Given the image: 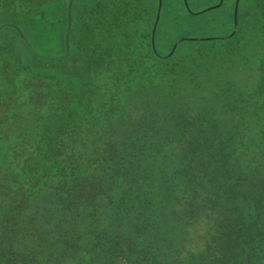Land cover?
<instances>
[{"label": "trees", "instance_id": "trees-1", "mask_svg": "<svg viewBox=\"0 0 264 264\" xmlns=\"http://www.w3.org/2000/svg\"><path fill=\"white\" fill-rule=\"evenodd\" d=\"M72 1L0 0L66 49L0 51V264H264V87L232 76L264 21L162 57L150 0H86L69 36Z\"/></svg>", "mask_w": 264, "mask_h": 264}, {"label": "rangeland", "instance_id": "rangeland-1", "mask_svg": "<svg viewBox=\"0 0 264 264\" xmlns=\"http://www.w3.org/2000/svg\"><path fill=\"white\" fill-rule=\"evenodd\" d=\"M179 1L180 0L160 1L156 32L153 37L154 50L158 55L162 57H169L173 53H177L182 57H186V53L189 52L195 44H201L206 41H186L185 38L224 36V34L230 30L233 0H222L219 6L202 11L199 14H190L186 11L184 6L179 4ZM186 1L191 10H199L217 2V0ZM85 2L86 0H73L71 3L69 8L70 23L67 27V34L69 36H73L76 23H78V14L81 12ZM153 3L154 0H150L151 9L150 14L148 15V20L150 21L155 18V6ZM237 13L238 20H244L240 22V27H243L245 24L247 25L248 21L252 22L256 20L258 22L260 19L264 21V0H239L237 4ZM257 22V25L255 26L256 29L260 26ZM261 23L264 24V22ZM43 24L44 25L37 23L23 26L24 36L30 42V44H28L29 47L31 45L33 50L43 54H63L64 51H66L62 35L65 24L64 18L60 16L57 22L55 21L54 24L52 23L51 25L48 24V22ZM19 38L20 37H18L13 28L9 26L1 27V53H4L3 49L13 50L19 52L24 59L32 62V60L36 59V57L27 50L26 47L28 45H23L22 40ZM252 40L253 41L249 44V51L254 50L255 53H259L261 45L254 43L257 39L253 38ZM17 42H20L18 47L16 44ZM250 61L253 63V67H255V72H249L246 68L239 69V71L235 70L232 72L233 78H236L237 74H241L239 77L242 80H245V82L249 85L259 83L264 87V56L259 63L254 56ZM246 65L248 64L243 66ZM256 67H258V69H256Z\"/></svg>", "mask_w": 264, "mask_h": 264}, {"label": "crops", "instance_id": "crops-1", "mask_svg": "<svg viewBox=\"0 0 264 264\" xmlns=\"http://www.w3.org/2000/svg\"><path fill=\"white\" fill-rule=\"evenodd\" d=\"M160 1L161 0H154V6H155V15H154V19L152 20V25H151V29H150V36H151V42L153 44V37H154V34L156 32V23H157V20H158V16H159V5H160ZM238 1L239 0H233V3H232V8H231V18H230V24H231V28L230 30L224 34L225 37H229L231 36L232 34H234L236 31H238L241 27H240V22L244 21V20H241L239 21L238 20V13H237V4H238ZM222 0H217L216 3L210 5V6H207L205 8H202V9H199V10H191L189 7H188V4H187V1L186 0H180L179 1V4L184 6L186 11H188L190 14H199L200 12L202 11H205V10H209V9H212V8H215L217 6H219L221 4ZM224 36H213V37H187L185 38L186 41H197V40H200V41H207V40H212V39H221V38H225ZM184 39V40H185ZM199 44V43H197ZM195 44V45H197ZM154 46V44H153ZM192 49V48H191ZM190 51V50H189Z\"/></svg>", "mask_w": 264, "mask_h": 264}]
</instances>
